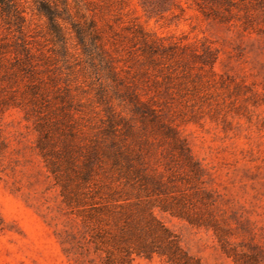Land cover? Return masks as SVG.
I'll use <instances>...</instances> for the list:
<instances>
[{"label": "rangeland", "instance_id": "1", "mask_svg": "<svg viewBox=\"0 0 264 264\" xmlns=\"http://www.w3.org/2000/svg\"><path fill=\"white\" fill-rule=\"evenodd\" d=\"M19 1L22 34L0 24V264L101 263L75 213L74 170L108 115L163 185L153 196L173 210L155 216L198 264H264V0H90L83 10L115 83L69 29L62 47L31 0ZM130 93L148 108L143 120ZM160 125L196 169L171 156ZM65 141L70 164L52 152ZM91 162L87 186L122 188ZM130 264L169 263L155 254Z\"/></svg>", "mask_w": 264, "mask_h": 264}, {"label": "trees", "instance_id": "2", "mask_svg": "<svg viewBox=\"0 0 264 264\" xmlns=\"http://www.w3.org/2000/svg\"><path fill=\"white\" fill-rule=\"evenodd\" d=\"M31 3L35 15L45 19L47 32L52 40L64 47L69 29L82 51L90 57L91 65H103L111 81H117L113 67L103 56L95 20L83 10L84 6L91 3L90 0H31ZM24 12L25 8L19 0H0V24L13 28L20 35L26 27ZM20 46L27 56L29 51L26 46ZM95 58L97 64L94 62ZM104 90L102 87L97 93L100 100L104 96ZM128 95L133 111L139 113L143 120L145 113H148L146 104L138 102L134 94ZM64 113L69 116L68 111ZM115 120L116 118L108 115L106 123L102 122L90 142L81 166L74 170L75 213L87 230L88 240L93 243L94 249L105 252L100 264H130L134 255L152 258L155 254L164 257L169 264H198L180 245L177 234L155 216L153 207L164 211L173 209L153 196L163 185L155 176L142 173L134 163L133 151L124 143L126 131L120 129ZM39 126L43 128V125ZM160 127L163 134L172 139L175 152L172 150L171 156L184 157L196 169V162L191 160L187 147L176 137L174 130L164 125ZM42 138L50 139V133L45 129H42ZM61 149L60 152H52L58 158L61 155L63 161L70 164L69 143L63 144ZM91 160L98 161L100 166L106 165L114 175V180L122 184V188L107 186L108 191L103 193V184L93 183V186H87L92 170ZM52 172L56 170L53 169ZM125 187H131L136 200H132V193Z\"/></svg>", "mask_w": 264, "mask_h": 264}]
</instances>
